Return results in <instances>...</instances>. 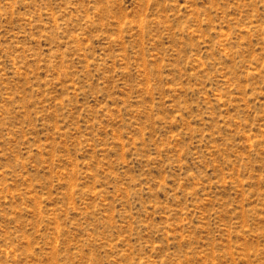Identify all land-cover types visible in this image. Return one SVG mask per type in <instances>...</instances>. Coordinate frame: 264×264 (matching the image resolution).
Segmentation results:
<instances>
[{"label": "rangeland", "instance_id": "obj_1", "mask_svg": "<svg viewBox=\"0 0 264 264\" xmlns=\"http://www.w3.org/2000/svg\"><path fill=\"white\" fill-rule=\"evenodd\" d=\"M0 264H264V0H0Z\"/></svg>", "mask_w": 264, "mask_h": 264}]
</instances>
